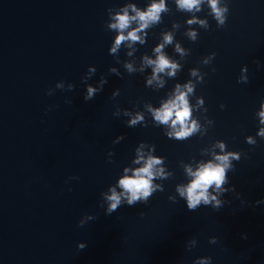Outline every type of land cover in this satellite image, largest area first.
Returning a JSON list of instances; mask_svg holds the SVG:
<instances>
[{
    "label": "water",
    "instance_id": "1",
    "mask_svg": "<svg viewBox=\"0 0 264 264\" xmlns=\"http://www.w3.org/2000/svg\"><path fill=\"white\" fill-rule=\"evenodd\" d=\"M160 3L0 0V264H264V0H219L229 8L222 27L209 0L191 10L163 0L159 20L113 53L115 17ZM166 34L172 42L157 53ZM159 54L177 64L174 75L153 79L146 58ZM178 85L193 87L196 130L183 139L152 111ZM229 153L238 159L229 157L221 190L208 189L221 207L189 210L178 191L194 179L187 170ZM148 158L161 163L147 202L129 206L125 193L106 214L102 194L123 192L120 179Z\"/></svg>",
    "mask_w": 264,
    "mask_h": 264
},
{
    "label": "clouds",
    "instance_id": "2",
    "mask_svg": "<svg viewBox=\"0 0 264 264\" xmlns=\"http://www.w3.org/2000/svg\"><path fill=\"white\" fill-rule=\"evenodd\" d=\"M219 0H209L210 7L212 9V14L214 18L217 21L218 27H222L226 24L227 21V14L229 12V8L227 4H225L223 7L218 6ZM178 4L180 8H186L191 10L193 7H197L200 4V0H178ZM132 7V10L136 12L135 17H129L127 9H124L123 14H118L115 17L116 22L111 24L110 27L113 29H119L120 34L117 36L115 40V44L113 45L111 51L113 53L116 52L117 48L120 46V44L125 40H131V41H137L140 38L137 36V31L142 30L143 28L148 27L150 22H155L159 20L158 14L164 9V3L163 0H161L160 4H152L147 12H140L138 11L134 6ZM139 19L140 27L139 29H134L128 33L127 36L123 35L124 29H126L131 20ZM192 21H190L191 23ZM201 25H205V21L200 22ZM193 40L196 38V34L194 32H191L188 34ZM172 42V35L166 34L164 36V43L159 45L155 51L157 53H161V49L164 47L165 44H169ZM177 51L182 50L179 48V45H177ZM215 53H212L211 56L215 57ZM146 62L149 65H154L153 67V79H156L157 73H163L165 69H170V71L167 73L169 76H172L175 74V71L177 69V64L170 63L169 59L165 57L163 54H159L157 59L155 61L146 58ZM129 71H131V65H128ZM114 71V70H113ZM242 72H247V67L242 69ZM193 75H195V70H193ZM248 77L244 78L238 82H247ZM152 80H149L148 83L151 84ZM185 88L187 89V92L180 91L179 85L176 88L177 95L174 99H170L167 103H165L161 109L152 110L154 119L162 124H168L169 120H171V127L175 130L176 125H180L179 131H175V136L177 139H183L187 136H189L193 131L196 130V125L193 123L191 127L187 126V121L190 118V107L188 104V100L186 99L187 93H191L193 90V87L190 85H185ZM96 90L89 87L88 88V95L85 97V100L87 101L95 92ZM224 107V105H221ZM261 117V123H264V111H261L259 113ZM174 117V119H173ZM139 119H142V117L137 116L134 119H132L129 123L131 125H135ZM169 136L173 135V133H169ZM258 135L264 136V128L260 130ZM248 143L254 144L255 141L249 137L247 138ZM221 148H223V145H220ZM238 159V156L236 154H225L222 156H217L216 159L221 161L220 164H214L211 161L208 162L206 165H202L197 171L193 172L191 169H188L189 175L193 176L194 179L192 182L186 187V188H178V191L180 192L181 196H186L187 199V207L189 210H195L198 205H200L201 201L205 205L212 204V207L214 209H219L222 205V201L217 199V196L212 195L210 197V194L208 192V189L215 185L216 190H221V186L225 183V169L227 167H230L229 164V157ZM144 157L142 154H138V158L135 161L136 163H139L141 160H143ZM161 161L159 159L155 158H148L145 165L141 168L135 169L133 171L132 176H125L120 179L119 186L124 190L121 193H117L115 188H111V195L108 194H102L104 196V199L108 202V207L106 209V214H111L115 212L119 206L122 204L121 196L125 195L127 193V204L129 206L134 205L136 202L143 200L144 202H147L148 198L152 195L154 188L152 186V179L154 178V172H153V166L160 164ZM128 169H125V172H127ZM75 178V177H73ZM264 201H257L256 203H261ZM83 221H81L79 224L80 226H83ZM247 237H245L246 239ZM216 237H211L209 240V243H216ZM193 245L195 244V240L192 241ZM86 247L85 244H78L79 249H84ZM197 264H211V257H205L199 261H197Z\"/></svg>",
    "mask_w": 264,
    "mask_h": 264
}]
</instances>
